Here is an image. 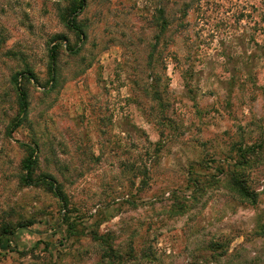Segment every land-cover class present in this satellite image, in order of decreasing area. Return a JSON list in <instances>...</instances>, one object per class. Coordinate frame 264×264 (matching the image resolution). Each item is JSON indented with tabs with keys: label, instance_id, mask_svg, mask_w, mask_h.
I'll return each instance as SVG.
<instances>
[{
	"label": "rangeland",
	"instance_id": "obj_1",
	"mask_svg": "<svg viewBox=\"0 0 264 264\" xmlns=\"http://www.w3.org/2000/svg\"><path fill=\"white\" fill-rule=\"evenodd\" d=\"M73 3L0 0V264H264V0Z\"/></svg>",
	"mask_w": 264,
	"mask_h": 264
},
{
	"label": "trees",
	"instance_id": "obj_2",
	"mask_svg": "<svg viewBox=\"0 0 264 264\" xmlns=\"http://www.w3.org/2000/svg\"><path fill=\"white\" fill-rule=\"evenodd\" d=\"M84 1L85 0H74L73 8L69 11V17L66 20V24H67L68 28L73 30L77 35H80L81 31L75 23L76 13L83 8ZM49 57L51 60V64L53 65V62L55 60V48L50 49ZM52 65L50 66L51 70H53ZM14 86H15V90L17 93L19 110H20V113L22 114L26 111V108H27V94H26V91L22 88V86H20V84L17 83L16 79L14 80ZM21 122H22V116L19 115L15 118L10 129L8 130L9 136L16 130V128H18L20 126ZM21 145L24 148L29 150V154H28L27 158L23 161L22 169L24 171L23 182L25 184H30L32 182V175L34 173V169H35V165H36V160H35L34 155H33L34 151L31 148L30 144H21ZM39 180L46 183L55 196L60 197L59 190L56 186H54L53 181L48 182V181H46V178H41ZM231 180H232L231 183L233 186L232 190L238 196H240L242 199H251L252 198L251 194H249L248 190L244 187L243 182L240 179H237L235 177V178H232ZM9 234L11 235L12 233H9ZM0 245L3 246V244H1V242H0Z\"/></svg>",
	"mask_w": 264,
	"mask_h": 264
}]
</instances>
